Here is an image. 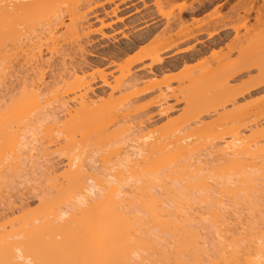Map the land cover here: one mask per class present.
Returning <instances> with one entry per match:
<instances>
[{"label":"bare ground","instance_id":"bare-ground-1","mask_svg":"<svg viewBox=\"0 0 264 264\" xmlns=\"http://www.w3.org/2000/svg\"><path fill=\"white\" fill-rule=\"evenodd\" d=\"M80 1L0 0V56H4L6 60L7 56L10 57L8 59V62L11 61L9 68H13L17 62V65L20 62L24 64L25 61L26 64L24 65L27 67L29 64V68L22 66L20 70H23L25 67V72L22 71L23 73L26 74L28 70H30L28 71L29 73L33 72V77L30 75L28 77L31 80L23 77L22 79L20 78V74L22 75L23 73L21 71L19 73V68L17 71L16 65V69L12 73L9 71L10 69L6 68L9 73L5 74L6 78H1L2 75L4 76V73H1L3 69L0 68V90L4 88L1 90V93L7 87L4 79H9L8 83L10 82V84L14 83V80L21 83L17 86L20 89H18L16 97L11 95V100L9 99L7 104H4L5 101L4 103L2 102L3 104L0 103V165H3L0 168V200L12 198L17 193V186L21 184V180L25 184L34 183L36 181L35 176L40 174V170L42 174L43 164L47 165L44 169L48 170L50 174L49 181L52 180V184L48 181L51 189H48V185L45 184L47 187L45 186L44 188L48 189L47 193L45 192L42 195V193H39V189V194H35V197H38V199L40 197L39 200L37 199L38 206L32 212L35 216L34 221L37 223L35 225L38 227L41 237L39 238L38 251L37 246L34 244L36 248L33 246V250V244H31L32 241L34 243L35 239L38 241V238L35 237L34 239L33 235L32 239H30L28 232L31 230L25 228L29 230L27 235L30 242L27 244L31 245L30 249L28 245L26 247H28L29 253L31 249L33 253H30L29 258L26 257L27 254L24 253V249V252H22L21 248L16 246L19 245L18 241V244L12 243L11 245L13 246H9V242L17 240L15 237V240H8L9 242L6 243L9 246V252L7 253L8 261L7 258L5 260L3 259L5 257L2 256V254L4 255L7 252L5 250L7 248L0 250V252L5 251L0 254L2 263L31 264L34 262L35 264L37 262L36 264H41V262L44 263L46 261L45 258L48 255V258L54 255L51 258L52 260L59 258V260L56 259L58 262L63 261L60 256H65V260L68 263V260L71 262V256H74L73 254L78 252V254H83L81 255L84 259L81 255H75L72 261H76L77 264L80 258H82L80 262L85 260L86 264H264V218L260 220L261 214H259L260 210V212L264 211L262 210L264 208V202L262 201L264 200L262 199L264 198V124L254 123L251 127L241 126L242 120L247 121L250 119L252 121L256 117L259 118V115L261 116V113L264 112V98L253 103L250 102L251 104L247 103L241 106L239 104L238 106L236 98L240 97L239 95L243 93H239L237 91L238 87H235V83H232L234 82L232 80L235 75L237 77V74L242 73V71H248L249 68L252 69L254 67L257 69V72L253 77L247 79L243 89L248 95V92L253 91V88H258V86L264 84V23L262 22L264 20V0H240L237 10L233 13L235 17L240 18L239 21L242 22L244 29V35H242L245 37L240 38L237 34L239 37L237 36L236 43L238 42L239 45H237V48L235 47L236 57L234 59L231 58V50L228 48L227 53L215 61L213 60V63L211 61L210 64L212 65H206L205 71L201 69L200 75L202 77L199 75L200 79H196V77L194 79L191 73V76L188 77V83L191 82L190 78H192L193 82L189 84L191 86L190 89L184 91L185 97L182 96L187 106L186 108L184 106V111L187 109L185 112L188 115L191 113V117L195 114L196 116L194 115L193 118L197 120V117L199 119V116L208 113L211 109L216 113V120H209L211 123L199 120L192 123L194 127L189 124L187 127L185 125L184 128H179V126L175 128L173 123L174 128H169L170 126L168 130L161 128L164 131H160L159 128L160 134L157 131V127H154L156 122L154 124L151 123L152 118L150 119L147 116L146 119L144 117L142 121L135 122L132 117H127L129 113L126 115L124 111V115L126 116L123 115L122 117L121 115V120L118 123L115 121L119 117L118 113L121 114L125 110L123 109L124 106L123 110L119 107L122 110L121 112L118 109L119 112L116 110V107L121 106V101L119 100H123V97L121 99L120 97H115L118 96L116 94L127 92L125 90L129 88L134 89L137 86V81L146 78L152 79L154 75L142 74L143 78L142 75L139 76L140 78L134 74L130 78L128 76V78H125L128 80L126 82L128 85L124 90L120 87L118 88V86L116 88L111 85L112 83L110 84L107 77L104 76L101 78V84L107 91L102 92V90L99 93L94 89L96 84L87 82L89 80L87 78L90 77L88 74L89 68L85 69L84 67L74 66L75 62L72 63L73 58L66 60L70 54L66 56L62 54L65 51H62L63 46H61L62 49L59 48L60 40L58 39H60V36L56 35V31L60 27L65 29L63 31L66 34L69 32L73 35L74 32L75 34L78 33V30L79 32L80 30H82L81 32L86 30L87 32L90 31L89 34L96 32L100 34V38L103 37L104 33L102 29H94V32L92 29L100 20L97 19L99 17L94 18L98 20L97 22L95 21V25L90 24V20L85 19L88 16L87 14L83 16L84 18L82 17V21L80 22L75 16L76 14H73L74 17H72L70 16V12V17H67V23H64L63 17L57 16L56 13H58L61 4L70 2L72 8L78 2L81 3ZM84 1V5L81 6L82 9L90 6L91 3L95 4V0L93 2L92 0ZM167 1L171 3L176 0ZM229 1L201 0L196 3V6L191 4L180 7L177 13H174V11L169 12L170 15L167 13V16L164 15V17L168 20L169 16L174 13L171 17L177 18L180 21L183 19L182 17L188 16V14L192 16L201 15V13L211 8L214 11L211 12V15H216L213 22L215 21L214 23L219 24L224 20V17L220 15V9ZM86 2H88V5ZM70 3L68 4L71 5ZM81 4H83V1ZM252 15L255 24L247 25L246 21ZM177 19L174 20V23L178 21ZM40 21L44 22L42 29L45 27L42 32ZM99 22L100 24L98 23V25L102 27V21ZM35 25H40L39 28L37 27L38 30L40 29L39 33L36 31ZM223 26L227 28L224 24L220 27L223 29ZM77 27H81V29H77ZM220 27L217 28L221 29ZM229 27H232L235 32L239 30V28L237 29L232 25ZM168 30H170V27ZM216 33L214 32L213 34L216 35ZM260 33H262V40H258L261 37ZM239 38H243L244 40H240ZM256 38L257 40H254ZM141 39L140 41H142ZM68 40L71 39L68 38ZM153 54L155 55V53ZM4 58L3 60L0 59V61L7 63ZM56 58L57 60H55ZM13 60L16 62L14 63ZM53 60L56 63H60L61 65L57 63V66L60 67L55 66ZM12 64L14 65L12 66ZM0 65L2 66V63ZM4 67L8 66L5 65ZM58 71L60 73H57ZM188 79L186 78V80ZM67 80L68 83H66ZM69 80L72 82L69 83ZM73 81H77L75 86L71 84L75 83ZM64 85L66 87L72 86V89L67 88V91H63ZM114 85L116 84L114 83ZM243 89L241 92H244ZM182 93L181 91L180 94ZM104 95L108 97V100L105 101L107 103L103 102L102 105H104L101 107L97 104V101L101 100V96L104 97ZM121 103L124 104L123 101ZM228 103L231 104V110L218 112L219 108L224 109V105ZM2 106H6L7 109ZM169 109L170 111L172 110V108ZM161 115L170 116L166 108L162 109ZM62 124H66L65 129H67L57 131V128ZM115 127L117 129L113 130ZM153 127L157 129L155 131L159 135L152 134L154 132V130L152 131ZM41 128H43L42 132L44 130L49 135L54 130L60 133V135L61 132L63 134L65 131L64 136L60 137L61 139L63 137L69 143V146L63 140L60 142L67 145L68 152H70L69 147H75L76 142L78 143V151H76L78 153L79 150L85 149L84 153L89 154L90 149L93 152L92 148L95 149V152L98 153L96 157L100 156V154L105 157V160H103L104 158L101 159V156L99 157L100 165H103L104 168L98 163L96 166L99 165V168L101 167L102 169L98 170L96 166V168L92 167V162L95 164V161L91 162V160L96 157L90 159L92 154H89L90 158H86L85 153V157H83L85 159H82L79 156L80 154L73 153L75 151L73 147L74 151L71 152L75 155L67 154L66 164L57 159L58 156L55 154L57 153V149L56 151L51 150L52 147L55 148L54 146H49L50 148L46 146V149L44 145L45 149L43 148V152L41 153L40 151L42 150L38 149L40 150L38 151L36 144L35 146L33 144L36 141L33 139L34 132ZM38 134H41V132H38ZM77 136L82 141L77 138L78 141L76 139ZM90 137H93L97 143L93 142L94 140ZM192 137H194L193 141L191 140ZM226 138L230 141L225 142ZM54 141L56 143L59 142V140L55 139ZM199 141H203L205 144L203 146L200 145V148L195 150L197 153L207 150L213 151V154L214 151L216 152L213 160H211L212 158H207L209 164L212 161L214 162V165L212 163L211 167V164L207 166L208 163L206 164L204 160L206 156L208 157V154L212 156V153L207 151L208 154L205 152L207 155L204 153V155H201V153L196 154L193 151L192 144L195 146ZM51 142L49 143L51 144ZM94 143H96L95 146ZM83 144L86 145L84 146ZM105 146L107 149L104 148V150L103 147ZM65 148H62L64 152ZM72 148L70 150H73ZM100 150L101 152H99ZM106 151L108 152V156L106 155ZM5 152L8 156H6ZM65 153L61 154L65 155ZM4 155L6 156L5 158ZM198 155L202 157L206 156L205 158L203 157V160L202 157H200L201 159L198 158ZM192 157L196 159L193 160ZM181 159H183L181 162L183 163L184 161L185 164L179 166L177 170L178 166L175 167L176 163ZM190 159L193 161L189 162ZM26 160H29L30 167L29 171H27L29 173L27 174L26 172V175H24L22 171L25 168L23 169L22 166H27L24 163ZM108 160H111V163H115L114 161L117 163H115V166L112 164L113 167L109 168V164L105 165L110 163ZM202 160L204 161L203 164H206L204 165L206 167H203L204 169L200 167L202 166ZM103 161L104 163L102 164L101 162ZM32 162L34 164L31 166ZM62 164L63 167L60 166ZM199 164L200 166H198ZM139 167H142L144 171ZM207 167L209 168L206 171ZM137 168L141 170L139 172L142 174L138 172ZM61 170L63 171L60 173ZM122 170H126L129 174L126 179L121 177ZM112 172L115 174L112 175ZM51 175H53L52 179ZM141 175H143V178ZM49 176L47 174V177ZM24 178H27V181ZM35 184L37 183L35 182ZM33 188L35 189V187L31 189L35 191ZM125 189L130 190L131 193L129 194V191L126 193ZM48 192L52 194L47 196ZM21 199L22 197L18 199L17 196L16 200L22 202ZM262 202L263 205H261ZM8 204L12 205L11 201ZM27 205L21 207L22 210L24 208L27 209ZM228 207L230 210L226 211ZM30 209L27 211L30 212ZM27 211L23 212L27 213ZM31 214L29 216L23 214V217L30 218L32 217ZM243 214L245 215L241 217ZM230 216L237 217L236 219L233 218L236 221H229L231 219ZM21 217H17L18 221ZM24 219L23 221H26ZM14 220L10 222L14 224ZM26 222L28 223L29 220ZM261 222L263 225L260 224ZM233 223L235 225L238 223V227L233 226ZM16 224L17 222L14 225L16 226ZM14 225L13 227H15ZM18 226L19 228L16 226L14 231L22 229V226L20 227L19 224ZM28 227L30 229L34 228L32 226ZM5 229L9 231L8 228ZM6 230L4 231L3 229L0 233H7ZM12 230L10 227L9 233ZM22 230L24 231V229ZM18 232L13 233H17L16 236H18ZM23 233L21 235H26V230ZM11 235L12 233H10V237H12ZM20 237L19 239H21ZM25 237L24 239H26ZM24 242L28 241L25 240ZM35 243L38 245V242ZM3 244L0 245L2 247L6 246L5 243ZM44 244L46 248L42 252H45H40L41 257L39 258L42 260L39 261L37 258L40 256V253L38 252L41 250L40 247H44ZM22 248H25V246H22ZM37 253L38 256H36ZM32 256L37 261H34L32 258V262L30 260ZM76 256L79 257L74 259ZM48 258L46 262H51L52 260H48ZM73 262L70 264H73ZM53 264L56 263L53 261Z\"/></svg>","mask_w":264,"mask_h":264},{"label":"rangeland","instance_id":"rangeland-1","mask_svg":"<svg viewBox=\"0 0 264 264\" xmlns=\"http://www.w3.org/2000/svg\"><path fill=\"white\" fill-rule=\"evenodd\" d=\"M77 1V0H76ZM82 1H83V4H81L82 3ZM198 1H201V0H176L175 2L174 1H172L171 3H169L167 0H95L94 2H95V4L94 3H89L90 4V6H88V7H86L88 4V2H86V8H84V9H82L81 8V6L82 5H84V3H85V1L84 0H81L80 2L81 3H77V5L75 4V6L74 7H72L71 8V6H72V4L70 3V2H65V4H64V6H63V4H61V6L59 7L60 9H59V11H58V13H56L57 14V16H59L60 15V17H63L64 19V23H67L68 22V18L67 17H70V16H72V17H74V15L73 14H76L75 16L77 17V19L81 22L82 21V17L84 16V15H88V16H86V18L85 19H88V20H90L89 21V23L90 24H95V21L97 22L99 19V21H102V23H103V25L101 24V26L102 27H100L99 25H98V23L100 24V22L98 21L95 25L96 26H94V28H92L93 29V32H94V29L95 30H98V29H102V31H103V33L105 34V36L108 38H106L105 36H104V34H103V37H101L100 38V34H98V33H96V32H94V33H91V34H89V32H87L86 30V32L83 30V32H81L82 30H80V32H79V30H78V33H76L75 34V32H74V34L72 35V34H70L69 32L66 34V33H64V31H65V29L63 28V27H60V28H58L57 29V31L58 30H60V31H56V35H58V36H60L59 38L60 39H58V40H60L59 41V44H60V46H59V48H61L62 49V47L61 46H63V52L64 53H62L63 55L65 54V56L67 55V54H70V55H68V57H67V59H66V57H64L66 60H70V59H72L73 61H72V63H74V66H79L80 68L82 67H84L85 69H88L89 68V70H88V74L90 75V77L89 78H87V79H89V80H87V82H91V83H94V84H96V86H94V89H96V92H99V93H101V91L102 92H106L107 91V89L101 84V78L102 77H107V80L110 82V84L111 85H113V86H115L116 88H117V86H118V88L120 87L121 89H123L124 90V88L128 85L126 82H128V80L127 79H125V78H128V76H129V78L134 74L135 76H140V75H142V74H149V75H154V77L152 78V79H143V80H140V81H137L136 83H137V86L134 88V89H132V88H129V89H127V90H125V91H127V92H122L121 94H116V95H118V96H115V97H120V99L122 98L123 100H119V101H123V103L125 104H122L121 102H120V104H121V106H118V108L116 107V110L118 109V110H120V112L123 110V109H125V110H123V112L120 114V113H118L117 111V113L119 114L118 116H117V114H116V116L118 117V119H116L115 121L118 123V122H120V120H121V115H122V117H123V115H124V113L127 115L128 113V115H127V117L129 116V117H132L133 119H134V121L136 122V121H142L143 119H144V117H145V119H146V116L148 117V118H152L151 119V123H155V126L154 127H157V129L156 128H154L153 127V129H152V131L154 130V132H155V134H154V132L152 133L153 135H159L160 134V132H159V128H160V131L162 130V129H164V130H168V127L169 128H172L173 127V123H174V127L176 128H178V126H179V128H184L185 127V125H186V127H187V125H191V126H193L192 125V123L194 122L195 123V121L196 122H198L199 120H201V121H203L204 120V122H209V120H211L212 121V119H215L216 120V113H214V111H212L211 109H210V111H208V113H205V114H200L201 116H199V119H198V117H197V120H195V118H193L194 117V115H193V117H191L192 115H191V113L188 115V113L187 112H185L184 111V109L187 107L186 106V101H184V99H183V97H185V95L186 94H184V91H188L189 89H190V85L189 84H192L191 82H193V80H192V78H190V83H188V81H189V79H188V77L189 76H191V74L193 75L192 77H194V79H195V77H196V79H198L199 78V75L201 74V69H202V71H203V69H204V71H205V67H206V65H212V64H210L211 63V61H212V63H213V60L215 61L216 59H218V58H220L223 54H225V53H227V51H228V48L231 50V53L230 54H232L231 55V58H235L236 57V50H235V47L237 48L238 46L237 45H239V43L237 44L236 43V41H237V36L239 35L240 36V38L241 37H243V33H244V29H243V27H242V22L241 21H239V17H235L234 15H233V13H234V11H236L237 10V6H238V3H239V1L240 0H230L228 3H226L224 6H223V8L222 9H220L221 11H220V15L221 16H223L224 17V20L221 22V23H219V24H216V23H214L213 22V20H214V16L216 17V15H211V12H214L213 11V9H208L206 12H203V13H201V15H198L197 14V16L195 15V16H192V15H189L188 14V16L186 15V16H184V17H182L183 19H181L180 21L177 19V18H175L174 19V17H171V16H173L174 15V13H177L178 12V10H179V8L180 7H183V6H188V5H195L196 6V3L198 2ZM204 1V0H203ZM92 2H93V0H92ZM162 2V3H161ZM174 2V3H173ZM68 3H70L71 5H69ZM158 3V4H157ZM161 3V4H160ZM166 3V4H165ZM261 4V3H260ZM157 5V6H156ZM158 8V9H157ZM64 10H66L65 12H64ZM76 10H78V11H76ZM85 10V11H84ZM158 10H160V11H158ZM174 11V13L173 14H171V16H169V19L167 20L165 17H164V15H166L167 16V13L170 15V13L169 12H173ZM239 11L241 12V10L239 9ZM71 12V14H70V16H69V13ZM73 12V13H72ZM85 13V14H83V13ZM166 12V13H165ZM59 13H61V14H59ZM68 13V14H67ZM78 13V14H77ZM213 14V13H212ZM254 15V14H253ZM253 15L249 18V19H247V21H246V24L247 25H249V24H251V25H253V24H255L254 23V19H253ZM96 16V17H95ZM213 16V17H212ZM75 17V18H76ZM97 17H99V18H97ZM188 17V18H187ZM75 18H74V20H75ZM84 18V17H83ZM94 18H97L98 20H95ZM54 19V18H53ZM94 19V20H93ZM170 19H171V21H170ZM178 20L179 21V23H178V25H177V22L178 21H176L175 23H174V20ZM65 20H66V22H65ZM92 20V21H91ZM77 21V20H76ZM41 23V32H42V30H44L45 29V27L42 29V26H44L43 24H44V22L43 21H40ZM83 22H84V20H83ZM262 22L264 23V20H262ZM77 23V22H76ZM174 23V24H173ZM225 25V26H227V28H225L224 26H223V29L220 27L221 25ZM173 25V26H172ZM176 25V26H175ZM233 26V27H236L237 29L239 28V30H237L236 32H235V30L232 28V27H229V26ZM36 27L35 28H39L40 27V25H35ZM46 26V25H45ZM260 26V25H259ZM85 27V26H84ZM170 27V30H172V31H170V30H168V28ZM217 27H220L221 29H219V28H217ZM258 27V26H257ZM38 28H37V33H39L38 31L40 30H38ZM225 28V29H224ZM77 29H81V27L79 28V27H77ZM77 29H76V32H77ZM92 29H91V31H92ZM25 30V29H24ZM64 30V31H63ZM169 31V32H168ZM25 32V31H24ZM40 32V33H41ZM216 33V35L215 34H213V33ZM26 33V32H25ZM36 33V34H37ZM73 33V32H72ZM81 33V34H80ZM84 33V34H83ZM64 34V35H63ZM65 34H66V36H65ZM86 34V35H85ZM143 34V35H142ZM219 34V35H218ZM238 34V35H237ZM243 34V35H242ZM261 34L262 33H260V36H261ZM76 35V36H75ZM138 35V36H137ZM209 35H211V36H209ZM258 35V34H257ZM57 36V37H58ZM63 36V37H62ZM136 36V37H135ZM215 36V37H214ZM238 36V37H239ZM246 36V35H245ZM256 36V35H255ZM62 37V38H61ZM114 37V38H113ZM222 37V38H221ZM251 37H253L252 35H251ZM68 38L69 39H71V40H68ZM141 38H144V39H141ZM239 38V39H240ZM243 38H245V37H243ZM240 39V40H244V39ZM258 38H259V36H258ZM261 38V39H260ZM258 40H262L263 39V37L261 36ZM140 39L142 40V41H140ZM222 39H224V40H222ZM253 39V38H252ZM110 40V41H109ZM218 40V41H217ZM223 41V42H221V41ZM240 40H238V41H240ZM254 40H257V38L256 39H254ZM264 40V39H263ZM140 41V42H139ZM216 41V42H215ZM220 41V43H218ZM142 42V43H141ZM242 42V41H241ZM216 44V45H215ZM49 45H51V43H49ZM65 45V46H64ZM234 45V46H233ZM138 47V48H137ZM194 48V49H193ZM232 48V49H231ZM60 49V50H61ZM205 49V50H204ZM200 50V51H199ZM204 50V51H203ZM129 51V52H128ZM202 51V52H201ZM199 52V53H198ZM153 53H155V55L153 54ZM198 53V54H197ZM3 54V53H2ZM191 54H194V55H191ZM4 55V54H3ZM9 55V54H8ZM47 55V54H46ZM154 55V56H153ZM5 56H7V55H5ZM155 56H157L156 58H155ZM0 57H2V55L0 56ZM46 57H48V56H46ZM216 57V58H215ZM3 58H4V56L2 57V58H0V59H2L3 60ZM7 58V60L4 58V60H6L7 61V63L9 64H7L5 61V63H3V62H1L0 61V64L2 63V66L0 67L1 69H3V71H1V73L3 74L4 73V76L2 75L1 76V74H0V76H1V78L3 77H5L6 78V76H5V74H7V73H9V71L12 73L13 72V70L15 71V69H16V65H17V63H16V65H14V64H12V66H13V68H9L10 67V65H11V61L10 62H8V59H10V57L9 56H7L6 57ZM44 58H45V56H44ZM49 58V57H48ZM215 58V59H214ZM46 59V58H45ZM55 60H57V58L55 59ZM55 60H53V64L55 65V66H57V63L55 62ZM14 61V60H13ZM12 61V62H13ZM22 61V60H21ZM24 61V60H23ZM58 61H60V60H58ZM16 61H14V63H15ZM56 64H55V63ZM61 62V61H60ZM77 62V63H76ZM62 63V62H61ZM67 63H68V61H67ZM175 63V64H174ZM24 64H26L25 63V61H24ZM22 62H20V64L19 65H17V71H18V68H19V73H20V71L22 72H25L24 70H25V65H24ZM82 64V65H81ZM200 64V65H199ZM202 64V65H201ZM6 65V66H8V67H4V66ZM58 65H61L60 63H58ZM205 65V66H204ZM208 65V66H209ZM20 66V67H19ZM22 66H25L24 67V69L22 70H20V68H22ZM3 67V68H2ZM57 67H60V66H57ZM6 68L9 70H6ZM26 68H29V64H28V66L26 67ZM54 68H56V67H54ZM196 68V69H195ZM213 68V67H212ZM59 69V68H58ZM57 69V70H58ZM91 69V70H90ZM200 69V70H199ZM28 70V69H27ZM56 70V71H57ZM61 70V69H60ZM28 71H30V70H28ZM27 71V72H28ZM48 71V70H47ZM200 71V72H199ZM22 72V73H23ZM26 72V74L25 73H23L22 75L20 74V78H26V79H29L28 77H30V76H32V73L33 72H31V73H27ZM142 72V73H141ZM193 72H194V74H193ZM256 72H257V69L256 68H254V67H252V69H248V71H242V73H239V74H237V77H236V75L234 76V79L232 80V81H234V82H232L233 84L235 83V87H238L237 89V91H239V93H243V94H240L239 96L240 97H237V95H236V104H238V106H239V104H240V106L243 104H247V103H249V104H251L250 102H254V101H258V100H260L261 98H264V84L262 85V86H258V88L257 87H255V88H253L252 90L253 91H249L248 92V95H247V93L245 92V90L243 89L244 88V86H245V82L247 81V79L249 78V77H253L255 74H256ZM10 73V74H11ZM18 73V74H19ZM57 73H60V71H58ZM191 73V74H190ZM203 73V72H202ZM125 74V75H124ZM128 74V75H127ZM190 74V75H189ZM204 74V73H203ZM202 74V75H203ZM30 75V76H29ZM8 76V75H7ZM9 76H11V75H9ZM15 76H17V75H15ZM14 76V77H15ZM126 76V77H125ZM33 77V76H32ZM122 77H124V78H122ZM200 77H202L201 75H200ZM8 78V77H7ZM22 78V79H23ZM140 78V77H139ZM142 78H143V75H142ZM186 78L188 79V80H186ZM236 78H238V79H236ZM200 79V78H199ZM29 80H31V79H29ZM71 80V79H70ZM69 80V83L70 82H72V81H70ZM73 80H75V79H73ZM124 80V81H123ZM236 80V81H235ZM7 82V84H6V82ZM8 81H9V79L8 80H5L4 79V83H5V85H7V87L5 88V90H4V92L3 93H1V90L2 89H4V88H2L1 90H0V103L1 104H3L4 103V101H5V103L4 104H7V102L9 101V99H10V96L12 95H14V97H16L15 95L18 93V89H20V87H17L19 84H21L19 81H17V80H14L13 82L14 83H12V84H10V82L8 83ZM73 82H75V81H73ZM79 82V81H78ZM82 82H84V81H82ZM66 83H68V80H67V82ZM77 83V81L73 84V83H71L72 85H74L75 86V84ZM81 83V82H80ZM114 83L116 84V85H114ZM120 83V84H119ZM231 83V84H232ZM71 84H69V85H71ZM126 84V85H125ZM121 85V86H120ZM188 85V86H187ZM68 86V85H67ZM185 86V87H184ZM72 86H68V87H66V85H64V87H63V91H67L68 89L67 88H71ZM187 87V88H186ZM102 88V89H101ZM183 88V89H182ZM72 89V88H71ZM98 89V90H97ZM170 89V90H169ZM243 89V91L244 92H241V90ZM130 90H133L134 91V93H133V91H130ZM166 92H165V91ZM251 90V89H250ZM172 91V92H171ZM181 91L183 92L182 94H184V95H182V94H180L181 93ZM174 92V93H173ZM12 93H14V94H12ZM123 93H126V94H124L123 95ZM167 93V94H166ZM186 93V92H185ZM238 93V94H239ZM121 95V96H120ZM126 95V96H125ZM133 95V96H132ZM163 95H165V96H163ZM175 95V96H174ZM242 95V96H241ZM245 95V96H244ZM183 96V97H182ZM102 98H100L101 100H98L97 101V104L99 105V106H103L102 105V103L103 102H105V101H107L108 100V97L107 96H105L104 95V97L103 96H101ZM182 97V98H181ZM251 97V98H250ZM11 98H13V97H11ZM126 98H128V99H126ZM235 98V97H234ZM4 99V100H3ZM6 99V100H5ZM117 100H118V98H116ZM126 99V100H125ZM181 99V100H180ZM186 99V98H185ZM11 100V99H10ZM3 102V103H2ZM101 103V104H100ZM105 103H107V102H105ZM128 103V104H127ZM130 103V104H129ZM256 103V102H255ZM96 104V106H98ZM133 104V105H132ZM184 104V105H183ZM119 105V104H118ZM128 105V106H127ZM131 105V106H130ZM98 106V107H99ZM123 106H124V108H123ZM184 106H185V108H184ZM3 107V106H2ZM5 107V109H7L6 108V106H4ZM3 107V108H4ZM122 109H120V108ZM247 107V106H246ZM245 107V108H246ZM164 108H166V110H168V115L170 114V116L169 117H166V116H162L161 115V112H162V109H164ZM168 108V109H167ZM169 108H172V110L170 111V109ZM230 108H232L231 107V104L230 103H228L227 105L225 104L224 105V109H222V108H219V110H218V112H221L222 110L223 111H226L227 112V110H231ZM226 109V110H225ZM4 111V110H3ZM2 111V112H3ZM125 111V112H124ZM130 111V112H129ZM170 111V112H169ZM184 111V112H183ZM233 111V110H232ZM218 112H217V114H218ZM231 112V111H230ZM238 112H240V111H238ZM242 112V111H241ZM244 112V111H243ZM138 113V114H137ZM173 113V114H172ZM187 113V114H186ZM186 114V115H185ZM220 114V113H219ZM222 114V113H221ZM262 114H264V112L263 113H261V116L259 115V118H255L254 120L252 119V121H250V119H248L247 121L246 120H242V125L241 126H247V127H251L254 123H260V124H264V115H262ZM126 115H124V116H126ZM144 115V116H143ZM142 116V117H141ZM162 116V117H161ZM196 116V115H195ZM213 116V117H212ZM116 117V118H117ZM123 119V118H122ZM169 119V120H168ZM207 119V120H206ZM258 119V120H257ZM207 122V123H208ZM114 123V122H113ZM177 123H179L178 125H177ZM209 123H211V122H209ZM241 123H239V124H241ZM183 125V126H181V125ZM62 125H64V126H62ZM61 126H59L58 128H57V131H63V129L64 130H66L65 129V125L66 124H62ZM177 125V126H176ZM111 126H112V124H111ZM164 127V128H163ZM167 127V128H166ZM173 127V128H174ZM194 127V126H193ZM162 128V129H161ZM42 129L43 128H41V129H38L36 132H34L35 133V135H34V138L33 139H35L36 141L35 142H33V144H34V146H35V144H36V146L38 147V148H36L37 150L38 149H40V150H42L44 147L46 148V146H54L55 148H51V150L53 149V150H55L56 151V149H57V153H55L56 154V156H58V160L59 161H62L63 162V164H66V162H67V159H66V156H67V154H73V153H75L76 151H78V148H77V145H78V143L76 142L75 144V147H73L74 149H75V151H74V149L70 146L69 147V151L71 152H68V149H67V145L66 144H64V143H66L67 141H65V139H63V137H62V139H61V137L60 136H64V133H65V131H64V133L62 134V132H61V135H60V133H58V132H56L55 130L53 131L55 134L53 135V132H52V134L50 133V135H49V133L47 134V132H45L44 130H43V132H42ZM112 129V128H111ZM115 129H117V127H115V128H113V130H115ZM155 130H157L158 132H159V134H158V132L157 131H155ZM164 130H162V131H164ZM111 131V130H110ZM38 132H41V134H38ZM157 132V133H156ZM43 133V134H42ZM45 134V135H44ZM57 134H59V135H57ZM51 135H53V137H51L50 138V136ZM37 137V138H36ZM60 137V138H59ZM59 138V139H58ZM79 139L80 140V137H76V139ZM91 139H93V137H90ZM193 138L194 137H192V141H193ZM54 139L55 140H59V142L60 141H65L64 143H62V142H55L54 141ZM75 139V140H76ZM77 139V140H78ZM91 139H89L90 140V142H92V140ZM227 139V140H226ZM225 140V142H228V141H230L228 138H226ZM49 140V141H48ZM74 140V141H75ZM78 140V141H79ZM94 140V139H93ZM54 143H52V142ZM80 141H82V140H80ZM49 142H51V144L49 143ZM93 142H96V140H94ZM223 142V141H222ZM221 142V143H222ZM62 143V144H61ZM68 143V142H67ZM82 143V142H81ZM84 143V142H83ZM97 143V142H96ZM96 143H94V146H95V144ZM53 144V145H52ZM55 144H57L58 145V147L56 148V146L57 145H55ZM61 144V145H60ZM205 144V142H201V141H199L198 142V144L196 143V148H195V146H194V144H192L193 146H192V148H194V150L193 151H195L197 148L199 149L200 147V145L201 146H203ZM45 145V146H44ZM66 145V146H65ZM84 145V144H83ZM86 145V144H85ZM84 145V146H85ZM88 145V144H87ZM91 145V144H90ZM89 145V146H90ZM97 145H99V144H97ZM222 145V144H221ZM44 146V147H43ZM68 146H69V143H68ZM83 146V147H84ZM89 146H87V147H89ZM219 146V145H218ZM63 147H66L64 150H65V152L63 151ZM82 147V148H83ZM98 147V146H97ZM102 147V146H101ZM219 147H221V146H219ZM219 147H217V148H219ZM44 148V149H45ZM50 148V147H49ZM70 148H72L73 150H70ZM80 148V147H79ZM86 148V147H85ZM95 148V147H94ZM99 148V147H98ZM107 149V147L105 146V147H103V149ZM47 149V148H46ZM59 149H62V150H59ZM81 149V148H80ZM88 149V148H87ZM86 149V150H87ZM97 149V148H96ZM100 149V148H99ZM103 149H102V151H103ZM104 149V150H105ZM40 150H38V151H40ZM92 150H94V152L93 151H91V149H90V151H89V154L92 156L91 158H90V156H89V154L88 153H84V151H85V149H82V151L81 150H79V153L78 152H76L75 154H80L79 156L80 157H82V159H85V158H83V157H85L84 156V154L86 155V158L87 157H89L90 159H93L94 157H96L97 156V154L98 153H96L95 152V149H93L92 148ZM45 151V150H44ZM59 151H61V152H59ZM97 151V150H96ZM207 151H209L210 152V150H207ZM207 151H205V152H207ZM41 153L43 152V150L42 151H40ZM87 152H88V150H87ZM98 152V151H97ZM99 152H101V150L99 151ZM104 152V151H103ZM205 152H198L197 153V151H195V153L196 154H199V153H201V155H204V154H206ZM213 152V151H212ZM212 152H210V153H212ZM6 153V152H5ZM31 153V152H30ZM63 153H65V155H62ZM107 151H106V155H107ZM204 153V154H203ZM216 152L214 151V154H215ZM1 154V153H0ZM7 154V153H6ZM32 154V153H31ZM30 154V155H31ZM75 154H73V155H75ZM100 154V153H99ZM207 154H208V152H207ZM206 154V155H207ZM213 153H212V156H211V154H208V157L206 156V159L204 160V158H205V156H200V155H198V158H200V157H202L203 158V160L204 161H206L205 163L207 164L209 161H207L208 159H211V160H213V158L215 157V155H214ZM30 155H28V157H30ZM61 155V156H60ZM82 155V156H81ZM88 155V156H87ZM209 155H210V157H209ZM6 156H8V154L6 155ZM5 155H4V158L6 157ZM100 156L102 157L101 159H103V160H105V157H103V155H101L100 154ZM99 155H98V157H96V158H94L93 160H91V162L92 161H95V164H93V162H92V167H94V168H96L97 167V169L99 170L100 168H99V165H100V157ZM108 156V155H107ZM216 156H217V154H216ZM2 157V156H1ZM27 157V158H28ZM195 157H197L196 155H195ZM3 158V157H2ZM98 158H99V160H98ZM193 158V157H192ZM208 158V159H207ZM1 159V158H0ZM55 159H56V157H55ZM56 159V160H57ZM97 159V160H96ZM110 159V158H109ZM196 159V158H195ZM194 158H193V160H195ZM201 159V158H200ZM3 160V159H2ZM56 160H54V161H56ZM107 160V159H106ZM112 160V159H111ZM111 160H108V162H110V163H107V161H105V163H107V164H105V165H108L109 164V168L110 167H113V166H115L116 164L115 163H117L116 161H114L115 163H111ZM183 159H181V160H179V162H178V160H177V162L178 163H176L177 165L175 166V167H177L178 166V168H177V170L179 169V166H181V165H183V164H185V162L183 161V163L181 162ZM187 160V159H186ZM189 160V159H188ZM193 160H191L190 159V161L189 162H192ZM202 160V161H203ZM210 160V161H211ZM1 161V160H0ZM36 161V160H35ZM34 161V162H35ZM66 161V162H65ZM99 161V162H98ZM102 161V160H101ZM204 161L201 163L202 164V166H200V164L198 165V166H200L201 168H203L204 167V165H206V164H203L204 163ZM34 162H32L31 163V166H32V164H34ZM25 164H27V166H22L23 167V169L25 168V170H23L22 171V174H24V175H26V172L27 171H29V167H30V163H29V160H26L25 162H24ZM99 164V165H97L96 166V164ZM102 164L104 163V161L103 162H101ZM180 163V165H178ZM182 163V164H181ZM212 163H213V165H214V162L212 161ZM212 163H208L207 164V166H209L210 165V167L212 166ZM63 164L62 165H60V166H62L63 167ZM111 164V165H110ZM112 164H113V166H112ZM6 165V164H5ZM45 164H43L42 166V174H41V170H40V174L37 176H35V178H36V183L37 184H35V182L33 183H29V184H25V182H23V180H21L22 182H23V184H22V182H21V184L19 185V186H17L18 188H17V193L15 194V195H13L12 196V198L14 197V199L12 200V198L11 197H9V198H6L5 200H0V226H2V227H4V228H0V229H4V231L6 230L5 228H8L9 229V231H10V227H11V232L10 233H12V237H13V239H12V237H10V233H9V231L8 230H6V232L7 233H5V232H3L4 233V235H3V233L1 234L0 233V244H3V243H8L9 241L8 240H15L14 238L16 237V239L17 240H15V241H12V242H9L8 244H9V246L13 243V244H18L17 243V241L19 242V245H16V246H18L19 248H21V250H22V252H24V253H26L27 254V256L26 257H28L29 258V255H30V253H33V250H34V248H36L35 246H37V251H38V246H39V238H41L40 237V232H39V229H38V227L35 225V224H37V223H35V216H34V213H32L34 210V208L36 207V206H38V201H37V199H38V197H35V194H41L42 193V195L46 192L47 193V191H48V189H51L50 187H51V185L49 186L48 185V181H49V179H50V174L48 173V170H46V169H44V167L46 168V166L47 165H45ZM1 166H3V165H0V168H1ZM96 166V167H95ZM100 166H102L103 168H104V166L103 165H100ZM141 166H143V165H141ZM206 167V166H205ZM204 167V168H205ZM106 168V167H105ZM139 168H141V170L142 171H144L143 169H142V167H139ZM139 168H137L138 169V172L139 171H141V170H139ZM203 168V169H204ZM209 167H207L206 168V171H207V169H208ZM102 169V168H101ZM108 169V168H107ZM103 170H106V169H103ZM103 170H101V171H103ZM127 170V169H126ZM126 170H122L123 172H121L122 173V176L121 177H123V179L125 178H127L128 176H129V174L126 172ZM63 170H61L60 171V173L62 172ZM125 171V172H124ZM50 172V171H49ZM29 172H27V174H28ZM127 173V174H126ZM139 173H141V172H139ZM145 173V172H144ZM147 173V172H146ZM145 173V174H146ZM37 174H38V172H37ZM47 174H48V176L49 177H47ZM112 175H114L113 174V172L111 173ZM142 174V173H141ZM148 174V173H147ZM42 175V176H41ZM59 175V174H58ZM140 175V174H139ZM144 175V174H143ZM143 175H141V177L143 176ZM40 176H41V178H40ZM43 176H44V178H43ZM125 176V177H124ZM145 176H147V175H145ZM28 177L29 178H31V176H29L28 175ZM27 177V178H28ZM120 177V179H122ZM27 178H24V179H26L25 181H27ZM28 178V179H29ZM40 178V179H39ZM53 178V175H51V179ZM143 178V177H142ZM41 179H45V180H41ZM122 179V180H123ZM20 180V179H19ZM38 180V181H37ZM52 180H50L49 182H50V184H52V182H51ZM34 184V185H33ZM45 184H47L48 185V189L46 190L44 187L46 186ZM40 186V187H39ZM32 187H35V191H33L31 188ZM39 187V188H38ZM47 187V186H46ZM39 189H40V192H39ZM42 189V190H41ZM44 189V190H43ZM127 189V188H126ZM125 189V190H126ZM128 189H130V188H128ZM38 190V191H37ZM44 191V192H43ZM50 191H52V190H50ZM129 191V192H128ZM36 192V193H35ZM39 192V193H38ZM53 192V191H52ZM131 193V191L130 190H126V193ZM49 194H52V193H49L48 192V194H46L47 196H50ZM129 194H126V195H129ZM7 195V194H6ZM54 195V194H53ZM52 195V196H53ZM17 196H18V199L20 198V197H22V202H19L18 200H16L17 199ZM41 196V195H40ZM47 196H44V197H47ZM51 196V197H52ZM55 197V196H54ZM11 198V199H10ZM49 198V197H48ZM8 199H10V200H8ZM24 199V200H23ZM39 199H40V197H39ZM38 199V200H39ZM262 199H264V198H262ZM9 201H11V203H12V205H9L8 204V202ZM15 201V202H14ZM19 203H18V202ZM263 202H264V200H262ZM15 204H14V203ZM263 202L261 203V205H263ZM22 203V204H21ZM3 204V205H2ZM8 204V205H7ZM14 204V205H13ZM27 204H29V205H27ZM7 205V206H6ZM25 205H27L28 207H27V209H23L22 210V208L21 207H23V206H25ZM10 206V207H9ZM8 207V208H7ZM263 207V206H262ZM12 208V209H11ZM16 208V209H15ZM21 208V209H20ZM29 208H31L30 210V212L32 213H30L29 211H27ZM227 208V207H226ZM260 208H261V206H260ZM14 209V210H13ZM4 210V211H3ZM17 210V211H16ZM228 210H230V208L228 207V209L226 210V211H228ZM260 210V209H259ZM262 210H264V208L262 209ZM18 211H20V212H18ZM23 211H27V213L26 212H23ZM261 211V210H260ZM259 211V214H261V217L260 216H258V217H260V220L261 219H263L264 218V214H262V213H264V211H262V212H260ZM13 212V213H12ZM19 214H18V213ZM21 212H23V213H21ZM29 213V214H28ZM10 214V215H9ZM12 214H14V215H12ZM23 214H27L26 216H29L30 214H31V216L33 217H27L26 218V216L25 217H23L24 215ZM258 214V215H259ZM16 215V216H15ZM245 214H243L241 217H243ZM23 217V219L24 220H26V221H28L29 220V222L27 223L26 221H23V219H22V217ZM263 216V217H262ZM17 217H21V219H22V221H20L21 219H19V221H18V218ZM231 217V216H230ZM237 217H238V215H237ZM237 217H231V219L229 220V221H231V220H233V221H231V222H234V221H236L235 219L237 218ZM229 218V217H228ZM233 218H235V219H233ZM2 219H4V220H2ZM13 219H15L14 220V222L16 223L17 222V224H16V226L19 228V226H18V224L20 225V227L22 228V229H24V231L21 229H19V230H16V231H14L15 229V223L13 224V223H11V222H13ZM28 219V220H27ZM6 220H9V221H6ZM12 220V221H11ZM33 220V221H32ZM238 220H239V217H238ZM264 220V219H263ZM11 221V222H10ZM20 222V223H19ZM26 222V223H25ZM32 222V223H31ZM230 222V223H231ZM263 222V221H262ZM260 223L261 225H263V223ZM6 223V224H5ZM10 223H11V225L13 224L15 227H13V225L11 226L10 225ZM21 223H22V225H21ZM229 223V224H230ZM24 224H26V225H24ZM29 224V225H28ZM234 224V223H233ZM237 224L238 223H236V225L234 224L233 226H235V227H238L237 226ZM231 225V224H230ZM28 226H32V227H34L33 229H30V227H28ZM37 227V229H36V227ZM232 226V225H231ZM24 227V228H23ZM31 227V228H32ZM229 227V226H228ZM17 228V229H18ZM25 228H27V229H29V230H31V231H29V230H27V229H25ZM2 230L0 231V232H2ZM25 230H26V235H21V233H25ZM37 230V231H36ZM17 231H19L18 232V236L20 237V235H21V239H19V237L18 236H16L17 235V233H13V232H17ZM20 231H23V232H20ZM29 231V232H28ZM32 231H33V234H32ZM35 231V232H34ZM27 232H28V235L30 236H28L27 235ZM23 233V234H24ZM15 234V235H14ZM31 234V235H30ZM36 234V235H35ZM39 234V235H38ZM8 235V236H7ZM14 235V236H13ZM34 235V236H33ZM5 238H4V237ZM7 236V237H6ZM22 236H23V238H22ZM26 236V237H25ZM33 236V238L35 239V237L36 238H38V241L35 239V241H34V243H33V241L31 242V244H33L32 245V249L30 250V253H29V249H30V246L27 244V243H29L30 242V239H32L31 237ZM37 236H39V237H37ZM1 237H3V238H1ZM24 237L26 238V239H24ZM30 239H29V238ZM9 238V239H8ZM28 238V239H27ZM2 239V240H1ZM5 239V240H4ZM23 239V240H22ZM33 239V240H34ZM5 242H4V241ZM6 240H7V242H6ZM28 241V242H24V241ZM3 242V243H2ZM15 242V243H14ZM21 242V243H20ZM22 242H23V245H22ZM35 242H38V245H36V243ZM223 242H224V239H223ZM8 244H6V246H4V247H2L1 245H0V250L1 249H3V248H7V249H5V250H7V252L6 253H4L5 251L3 250V251H1V252H3L4 253V255L0 252V254H2V256L3 257H5V258H3V259H5L6 260V258H7V261H8V257H7V253L9 252V246H8ZM25 244V245H24ZM34 244H35V246H34ZM4 245V244H3ZM28 245V247H29V249H28V247H26ZM13 245H11V247H12ZM22 246H25V248H22ZM33 246H34V248H33ZM2 247V248H1ZM41 248V250H39V252L38 253H44L45 251H43L42 252V250L44 249V248H46V246H45V244H44V247H40ZM13 249V248H12ZM23 249H24V251H23ZM28 249V250H27ZM48 249V248H47ZM28 251V253H27V251ZM48 251H49V249H48ZM48 251H47V253H48ZM38 253L36 254V256H38ZM41 253L39 254L40 256H38V260L39 261H41L42 259H40L39 257H41ZM79 253H81V252H79ZM5 254H6V256H5ZM82 254V253H81ZM81 254H78V252L77 253H74L73 255L75 256V255H81ZM23 255H25V254H23ZM43 255V254H42ZM48 255V254H47ZM83 255V254H82ZM81 255V256H82ZM33 256H35V255H33ZM33 256L32 257H30V260L33 258ZM36 256L34 257V258H36ZM44 256H45V254H44ZM74 256H71V262H73L72 260V258L74 257ZM80 256V257H81ZM46 257V256H45ZM48 257H49V255H48ZM48 257H46L45 259H46V261H47V258ZM51 258H53L54 257V255L53 256H50ZM63 257H64V259H63ZM77 257H79V256H76L74 259H77ZM83 257V256H82ZM33 258V260L35 261L36 259H34ZM51 258H48V260L49 259H51ZM60 258L63 260V261H66L65 260V256H60ZM86 258V257H85ZM10 259V258H9ZM56 259H58L59 260V258H56ZM56 259L55 260H52L51 262H52V264H53V261H54V263H58V264H70L71 262H69V260H68V263H67V261L66 262H64V263H62L63 261H61V262H58V261H56ZM83 259H84V257H83ZM78 260H82V258H80V259H78ZM77 260V261H78ZM32 261V260H31ZM37 261V260H36ZM38 261V262H39ZM44 261V260H43ZM46 261H44V263H42L41 262V264H50L51 262L50 261H48V262H46ZM80 261H78V264L79 263H84V264H86L85 262V260H83V262H80ZM85 261V262H84ZM3 262H4V260H3ZM33 262V261H32ZM74 262H76V261H74ZM74 262H73V264H74ZM7 262H5V263H2V261H1V259H0V264H6ZM31 263V262H30ZM37 262H35V264H36ZM11 264V263H10ZM31 264H34V262L33 263H31ZM75 264H77V262L75 263Z\"/></svg>","mask_w":264,"mask_h":264}]
</instances>
